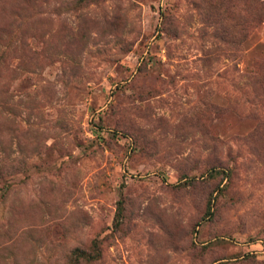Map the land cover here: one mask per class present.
Returning <instances> with one entry per match:
<instances>
[{"label": "rangeland", "instance_id": "obj_1", "mask_svg": "<svg viewBox=\"0 0 264 264\" xmlns=\"http://www.w3.org/2000/svg\"><path fill=\"white\" fill-rule=\"evenodd\" d=\"M263 7L0 0V264H264Z\"/></svg>", "mask_w": 264, "mask_h": 264}, {"label": "trees", "instance_id": "obj_2", "mask_svg": "<svg viewBox=\"0 0 264 264\" xmlns=\"http://www.w3.org/2000/svg\"><path fill=\"white\" fill-rule=\"evenodd\" d=\"M264 9V7L261 9V11ZM263 13H264V10H263ZM264 21V18H258L257 19V24H259V23H261V22H263ZM247 38V35H246V37H244V39H246ZM259 73V72H258ZM258 78H264V72L263 73H259L258 74ZM2 172H3V170L2 169H0V174H2ZM75 263L74 264H82V263H84V262H91V261H93V259H94V256H92L89 252H87V251H85V250H83V249H76L75 250ZM96 259V258H95Z\"/></svg>", "mask_w": 264, "mask_h": 264}]
</instances>
